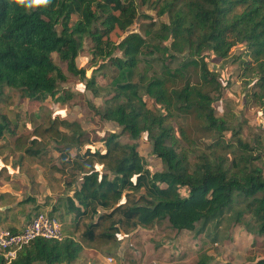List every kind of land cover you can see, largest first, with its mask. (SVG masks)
Returning <instances> with one entry per match:
<instances>
[{"label": "trees", "instance_id": "1", "mask_svg": "<svg viewBox=\"0 0 264 264\" xmlns=\"http://www.w3.org/2000/svg\"><path fill=\"white\" fill-rule=\"evenodd\" d=\"M146 7L166 20L129 31L139 18H151ZM86 42L91 43L92 57L107 58L112 68L105 86L111 94L97 113L120 131H106L103 148L92 150L84 147L91 142L81 123L51 121L47 131L58 142L60 160L51 168L64 177L68 192L57 198L49 213L59 210L61 216H70L73 230L61 240L36 237L10 261L0 251V264H72L83 251V242H117L121 233L163 221L177 231L199 225L201 232L240 203L243 208L235 210L234 220L264 241V168L254 161L259 156L242 154L237 161L215 149L206 152L184 129L178 136L169 121L177 111L192 108L202 113L208 129L220 134L230 129L226 118L215 113L222 85L205 52L226 58L241 43L250 57L242 60L244 76L253 78L247 80L252 83L248 95L264 109V0H0V96L10 87L39 107L49 98L66 101L72 94L59 90V82L68 78L62 64L84 78L86 70L77 59ZM155 60H161V75L151 71ZM168 61H178L182 68L198 62L201 81L214 83L217 95L189 79L178 90L179 73ZM87 87L95 95L105 89L95 74ZM144 95L165 112L149 107ZM5 120L2 115L0 138L14 133L18 125V120ZM143 133L163 163L160 170L148 167L139 150ZM239 133H233L237 146L252 149ZM125 135L127 140L122 139ZM31 142L37 143L36 138ZM26 152L37 157L43 151L29 146ZM40 208L38 203L36 209ZM208 262L209 256L202 253L194 264ZM245 264H264V257Z\"/></svg>", "mask_w": 264, "mask_h": 264}, {"label": "rangeland", "instance_id": "2", "mask_svg": "<svg viewBox=\"0 0 264 264\" xmlns=\"http://www.w3.org/2000/svg\"><path fill=\"white\" fill-rule=\"evenodd\" d=\"M143 10L151 18H139L129 31H140L142 24L148 22L150 24L155 21L158 26L161 20H166L165 16H158L154 9L146 7ZM90 46L91 43L86 42L77 59L78 66L86 70L84 78L69 73L66 65L62 64L68 78L65 82H59V90L62 94L65 91L72 94L66 101L49 98L39 107L23 96L19 89L10 87H5L0 96V119L4 115L6 122L18 120L14 133H6L0 138V212H3L5 206L13 205L14 211L21 210L20 214L27 215V218H21L19 213L11 212L8 214L7 225L24 223L39 210L49 212L57 198L68 192L64 186V177L51 168L52 164L60 161L58 142L52 137V132L47 131L54 118L81 123L91 142L84 147L89 146L92 150L103 148L101 138L106 131H120L117 124L103 119L97 113L103 110L105 99L110 97L111 93L105 86L111 80L112 68L107 58H93ZM248 52L243 43L234 46L226 58L212 51L205 52L209 67L218 74L222 85L220 96L214 101L215 113L226 118L229 130L220 134L208 129L202 113L192 108L177 111L178 114L169 121L178 136L180 128L184 129L191 141L206 152L215 149L227 159L237 161L242 154L259 156L254 161L264 168V129L258 119L262 107L248 95L252 91V83L248 82H252L253 78L245 77L242 67V60H250ZM117 53L120 54V51ZM55 58L58 60L56 55ZM179 58L182 60L181 56ZM167 63L179 73L178 90L185 88L189 79L192 85L203 86L214 96L217 95L214 83L201 81L198 62H192L184 68L179 66L178 61ZM152 69L155 74L161 75V60H155ZM93 74L97 84L105 88L97 95L87 87V80ZM144 98L153 110L165 112L148 95H144ZM235 130H239L243 141L252 149L245 151L237 146L233 135ZM33 138H36L37 143L31 142ZM122 139L127 140L126 135ZM181 142L187 146L185 141ZM29 146L41 148L42 154L37 157L29 155L26 152ZM139 150L153 171L163 168L162 161L152 152V142L145 133L139 139ZM194 153L198 154V151ZM29 196H34L35 202L21 201ZM38 203L41 204L39 210L36 209ZM241 208V203L234 205L224 218L208 224L201 232L198 231L199 225L194 230L177 231L167 221H163L153 228L139 227L128 234L121 233L117 242L93 245L83 242L84 249L72 264H194L202 253L209 256L208 264H223L225 261L245 264L264 257V241L263 237L250 234L242 222L234 220L235 210ZM54 214L63 222L64 232H72L70 216H61L59 210ZM248 218L249 215H245V220Z\"/></svg>", "mask_w": 264, "mask_h": 264}, {"label": "built area", "instance_id": "3", "mask_svg": "<svg viewBox=\"0 0 264 264\" xmlns=\"http://www.w3.org/2000/svg\"><path fill=\"white\" fill-rule=\"evenodd\" d=\"M258 119L264 129V109ZM65 235L62 222L57 215L40 211L17 232L9 228H0V251L10 261L22 246L36 237L61 240Z\"/></svg>", "mask_w": 264, "mask_h": 264}, {"label": "crops", "instance_id": "4", "mask_svg": "<svg viewBox=\"0 0 264 264\" xmlns=\"http://www.w3.org/2000/svg\"><path fill=\"white\" fill-rule=\"evenodd\" d=\"M14 207L15 206H13V205H7V206H5V209L3 210L2 209V211L3 212H0V228L1 227H4V228H7V227H9V226H14V227H16V228H18V229H21L25 224H26V222L29 220H26L24 223L22 222V223H16L15 221V223H16V225H11V224H8L7 225V221H8V214H10L11 212H16V213H19V215L18 216H20V215H22V217L21 218H27V215H25L24 213L22 214H20V211L21 210H17V211H14L15 209H14ZM6 219V220H5Z\"/></svg>", "mask_w": 264, "mask_h": 264}]
</instances>
